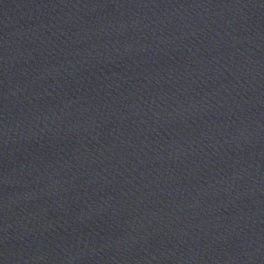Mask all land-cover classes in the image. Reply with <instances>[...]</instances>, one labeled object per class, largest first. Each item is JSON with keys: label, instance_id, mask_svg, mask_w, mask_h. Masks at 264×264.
Wrapping results in <instances>:
<instances>
[{"label": "water", "instance_id": "1", "mask_svg": "<svg viewBox=\"0 0 264 264\" xmlns=\"http://www.w3.org/2000/svg\"><path fill=\"white\" fill-rule=\"evenodd\" d=\"M0 264H264V0H0Z\"/></svg>", "mask_w": 264, "mask_h": 264}]
</instances>
